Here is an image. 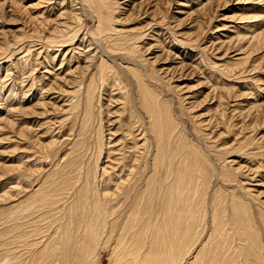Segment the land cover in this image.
I'll use <instances>...</instances> for the list:
<instances>
[{
  "label": "rangeland",
  "instance_id": "rangeland-1",
  "mask_svg": "<svg viewBox=\"0 0 264 264\" xmlns=\"http://www.w3.org/2000/svg\"><path fill=\"white\" fill-rule=\"evenodd\" d=\"M115 1L0 0V264H31L53 229L95 221L93 264H108L122 222L148 239L149 218L164 243L145 241L146 264H188L212 219L239 234L235 208L264 252V0H119L105 25ZM188 194L197 207L180 206ZM170 197L194 230L180 261L160 221ZM74 238L55 264L79 256Z\"/></svg>",
  "mask_w": 264,
  "mask_h": 264
},
{
  "label": "bare ground",
  "instance_id": "bare-ground-1",
  "mask_svg": "<svg viewBox=\"0 0 264 264\" xmlns=\"http://www.w3.org/2000/svg\"><path fill=\"white\" fill-rule=\"evenodd\" d=\"M117 6H120L119 0H116L115 2L110 4V6H108L109 7L108 10H107L108 16H106V20L104 21L105 25H107V23H109L110 20L112 21V19L115 18L116 14L114 12L118 9ZM253 17H255V16H253ZM128 18H130V17H128ZM128 18L126 17L125 21L128 20ZM257 18H258V16L256 17V19ZM120 21H124V20H120ZM246 30L248 31V29H246ZM249 31H250V28H249ZM252 36H253V38L256 37V36H258L260 38H263L264 32H256ZM133 38H134V35H132V41H130L131 40L130 38L125 39V41L128 40V41H126L127 49H128L127 52L130 53V54L132 52H136V50H137V45L134 43ZM86 45L87 46L84 45L85 48L88 47L87 43H86ZM80 52L84 54L83 49L80 50L79 53ZM102 72H104V70H102ZM102 72L99 71V75H101ZM131 73L134 74V76L137 78L136 79L137 80L136 83H138V81H141V78L139 77L138 74H136V70L134 68L131 69ZM99 77L101 79V76H99ZM94 89H95L94 81L91 80L89 82L88 86H87V90H88L87 91V100L89 98L93 97ZM196 168H197V166H196ZM202 169L203 170H201V171L203 173H205V169L204 168H202ZM201 171H197V172H201ZM223 175H225V177H227L228 180H235L236 179L235 178L236 177L235 173H232V174L227 173L226 174V172H224ZM191 181H193V180H191ZM195 182H197L196 179H195ZM169 185H170V183H169ZM196 186H198V185H196ZM202 186H203V182H202ZM120 187L121 186H119L118 189H115V191L119 190ZM236 187H237V185H236ZM199 191H200V189H199ZM192 193H193V195H195L194 191ZM196 193H197V190H196ZM244 193H245V191H244ZM228 194H229V192H228ZM190 195L189 194L187 196L183 195L180 200L178 199V202L180 203V206H182L183 208L184 207L186 208L187 201H188L189 207L197 205L198 198L195 201V203H190V201H191L190 199L193 198L192 197L193 195L192 196H190ZM108 196H109V194H108ZM203 197L201 199H203ZM233 197L236 198V200L239 201V204H238L239 206H243L242 204L245 203L244 202L245 200L242 199L243 196L241 198H238L236 196H233ZM48 200H51V199H48ZM48 202H50V201H48ZM173 202H174V200L170 197L169 201H168V205L171 208L167 207V202L166 203L164 202V203H162L160 205V209H161V213L162 214H165L166 211H168V210L171 211V213L167 217L165 216L166 219L160 218V221H162L163 224H165V228L170 233L169 237H167L169 239V243L167 242V245L165 246V250L167 252L166 257H167V259H171V258L175 257V259L177 258L180 261L182 259V257H183V252L186 251V244L189 245L190 241L192 240L191 236L192 237L194 236V232H193L194 230H192V232H190L192 235H190V237H189L187 231H190V230H189L188 226L187 225H183V224L180 223L181 215H178L177 213L172 212ZM232 203H233V201H232ZM236 203H238V202H236ZM219 204H220V202H218V205ZM198 205H199V203H198ZM260 205H261V203H260ZM247 210L248 209L240 211L239 209L237 210L236 208L234 210V219H235L236 222H238L239 228L241 227L239 229V234H235L232 231L234 229H233L232 226H230V224H229L230 221L226 222L224 220V218H223L224 216H222L219 220H216V221H214V219H212V227H211V230H210L211 232L209 231L210 234L208 236L207 242L200 246V248L197 251V255L195 254L196 255L195 259L193 261H191L190 263H188V264H264V256H263L264 252L260 251V246L258 244L256 245V239H253L255 237V236H253V234H255L256 230H254V228H253V223L254 222L252 221V219H251L252 224H251V221L248 220V215L250 216V214H249V212ZM195 212H196V210H195ZM104 213H106V210H103V213H101V214H104ZM230 214L228 216H230ZM215 216H216V213H215ZM97 217L99 218V220L102 221V219L100 217V213L97 214ZM241 217L245 218V219L241 220ZM198 221L199 220L197 218V222L191 221V223H193V224L196 223V228H197L198 224H200V223H198ZM113 223H114V221H112L111 224H110L111 227L113 226L112 229L116 227L115 225H113ZM146 223L147 224H150V223L153 224V227L151 228V231H149V229L148 230L146 229V233L150 234L148 239H144V235L141 236V234H139V233L138 234H136V233L132 234L129 238L126 239L125 236H123L122 234H124L123 232L128 229V227H127L128 224H125L124 222H122L121 225H123V226H121L119 235H118V237L116 239L117 240L116 245L114 244L112 246V250L110 252L109 263L108 264H138L137 261H140L139 264H146V260L149 258V256H148V254H144V255L141 254V251H140L141 248L146 243L145 241H147V243H148V245H149V247L151 249H153V250H157V249L160 250L161 249L163 241H161L160 236H162V234H164V233H162L161 230L157 229L160 226V224L157 222V220H154L152 222L151 218H149L146 221ZM70 225H71L70 223H66V224L62 225L64 228H57L55 230L53 229V231H51L49 233L51 236L50 237H49V235L46 236V239L44 241L45 242L44 243V247L39 252L40 256L37 255L36 258L34 260H32L31 264H55L56 262H58L57 261L58 255L61 256V258L63 257L64 262H66L67 258H68V256L65 254L66 249L62 250V252H59L58 255H57V250H58V247L62 246V244L68 245V244L71 243L70 239L72 237V234H73V237H75L74 238L75 251L80 256V258H79V256H77V258H74L72 263H70V262L69 263L70 264H88L87 262L90 261V264H93V260H95V257H96V256L94 257V254H95L94 253V248H95V246L97 244V241L99 239L98 235L100 234L99 225L95 221V223H90V225L86 224L85 225L86 228L84 229L83 226L81 225V223L78 222L75 225L76 226V231H74L73 233H72L73 228ZM80 229H83V231L80 232ZM166 229H165V231H166ZM62 230H63L64 233H67V235H65V238L63 237V239H62V235H63L62 234ZM24 235L25 234H23V235L18 234V235H16L15 238H19L20 236L24 237ZM110 235L111 234L107 235V238H106V241H105V247H107V245L113 243L110 240ZM19 239H21V238H19ZM243 241L247 242V247H248L249 251L244 249V248H242V247H240V245L242 244ZM191 243L193 244L194 242L191 241ZM70 247L72 248V246H70ZM188 249H189V246L187 247V250ZM171 250H173V251H171ZM115 251L117 252L116 254H114ZM113 254L115 255L114 258L112 257ZM41 257H43V258H41ZM111 257H112V259H111ZM155 258L157 259L158 262L155 261L154 264H163V262H160V258H158L157 256ZM99 264H102V263H99ZM166 264H173V262L171 263L170 261H168Z\"/></svg>",
  "mask_w": 264,
  "mask_h": 264
}]
</instances>
